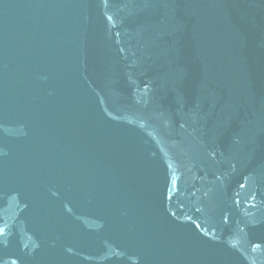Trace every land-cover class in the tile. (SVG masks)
I'll use <instances>...</instances> for the list:
<instances>
[{
  "label": "water",
  "instance_id": "water-1",
  "mask_svg": "<svg viewBox=\"0 0 264 264\" xmlns=\"http://www.w3.org/2000/svg\"><path fill=\"white\" fill-rule=\"evenodd\" d=\"M0 264H264V0H0Z\"/></svg>",
  "mask_w": 264,
  "mask_h": 264
}]
</instances>
